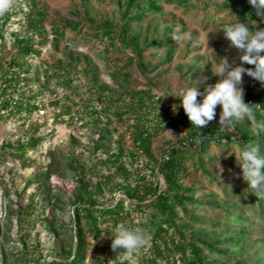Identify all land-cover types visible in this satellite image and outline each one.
Returning a JSON list of instances; mask_svg holds the SVG:
<instances>
[{
	"label": "rangeland",
	"instance_id": "rangeland-1",
	"mask_svg": "<svg viewBox=\"0 0 264 264\" xmlns=\"http://www.w3.org/2000/svg\"><path fill=\"white\" fill-rule=\"evenodd\" d=\"M148 2H154L161 12L148 14L144 20L135 23H128L134 13L125 19V10L119 0H36L33 5L29 0H14L11 7L0 14V20L7 14L10 16V20L3 24L5 38L0 40V58L4 64L12 53L13 34L25 29V17L32 11L45 12L48 32L55 25L81 23L83 26L80 32L67 29L58 48H53V36L49 35L45 44L40 45L41 55L29 60L34 71L28 78L32 80L33 92L39 91L37 102L41 110L29 117L21 119L16 116L0 123V148L8 147L0 153V264H49L60 259L62 248L58 242H66L69 236H73L70 231L72 202L80 187V165L86 168L85 184L91 192H95L101 184L103 194L96 193L98 207L126 200L125 189L136 186L137 180L128 183L122 176L115 175L118 166L125 165L132 172L141 168L145 176H150L149 171L155 167L145 157L134 159L130 156V152L135 150L130 131L134 122L132 117L122 123L116 121L112 115L114 112H111V119L102 115L98 125L87 118L79 120L88 116L86 106L101 110L103 104L97 101L94 81L86 79L83 74L72 76L70 88L65 85L68 78L53 75L55 69L52 68L64 58L65 50L89 61L98 86H106L118 94L122 92L119 82L127 90L147 92L164 103L172 118L185 114L180 98L176 97L179 90L192 87L195 80L207 77L205 83L198 85L203 92L207 85H215L220 80L212 73L210 63H218L220 57L227 56L230 63L240 64V53L230 47L220 31L226 24L238 20L224 7L226 0ZM107 23H111L115 30L128 23L129 35L138 38L141 44L146 40L151 43L171 38L173 41L145 50L143 62L147 69L142 72L136 62L129 63L135 58L130 49L124 48L120 42L111 44L98 30ZM257 23L264 28L260 22ZM173 36L180 39L175 41ZM39 41L36 38V42ZM2 47L6 50L3 51ZM243 66L247 68L246 63ZM125 77H129L126 82ZM241 87L244 97L247 92L256 94L262 89L246 73L243 74ZM197 99L202 100V97ZM125 101L129 102L128 96ZM220 112L218 105L210 125L220 128ZM237 126L257 138L260 152L264 155V135H255L247 118L238 122ZM188 132L186 127L178 126L162 133L153 142L154 158L161 161L167 150L186 144ZM221 132L226 136L221 145L212 144L205 156L193 153L195 156L185 164L187 177L182 184L196 190V200L203 204L194 213L199 223H188L193 228L187 236L195 234L209 243L236 238L241 243L237 249L231 245H219V250L231 254V260L220 259V264H264V203H259V197L244 181L235 155H229L240 150L236 143H232L233 137L238 141L237 131L221 129ZM30 136L43 138L42 144L29 151L23 162L20 158L11 157L14 151L9 148L27 142ZM100 137L102 141L97 145ZM97 146L99 151L95 149ZM119 147L126 152L115 165L111 163L115 161L112 157L119 153ZM51 163L56 171L46 181L43 174ZM72 163L78 170L71 173L68 169ZM147 166L150 167L147 169ZM160 186L162 190L166 187L163 177H160ZM130 203L135 202H125L126 210H132ZM131 218L139 222L146 218V213L133 210ZM84 224L89 243V261L86 264L101 253L110 256L109 264L123 261L140 264V249L131 255L121 256L118 254L123 249L112 250L111 237L115 227L105 223L100 235L93 238L88 224Z\"/></svg>",
	"mask_w": 264,
	"mask_h": 264
},
{
	"label": "trees",
	"instance_id": "trees-1",
	"mask_svg": "<svg viewBox=\"0 0 264 264\" xmlns=\"http://www.w3.org/2000/svg\"><path fill=\"white\" fill-rule=\"evenodd\" d=\"M122 1L119 0V4L125 10V19L134 13L128 23L139 22L144 20L148 14L161 12L159 6L154 2H148V0H125L123 3ZM175 1L169 0L170 3ZM184 1L187 0H179V3ZM29 2L33 5L36 0H29ZM224 7L234 13L241 22H247L249 14L251 19L260 22V18L256 16L255 10L248 3V0H226ZM9 20L10 16L8 14L0 20V40L5 38L2 31L4 29L3 24L5 25ZM25 22V29L12 36V53L8 62L4 64L2 58H0V123L16 116H20L21 119L29 117L41 110V106L37 102L39 91L33 92L32 80L28 78L34 71V66L29 60L41 55L40 45L45 44L48 36H53V48H58L65 38L67 29L74 32L83 30L82 24L76 23L73 25H55L48 32L45 26V12L40 10L38 12L32 11L25 17ZM128 23H125L120 30L112 28L111 23L105 24L98 30H101L103 36L109 39L111 44L115 45L120 42L124 48L130 49L135 54V58L131 59L129 63L134 64L136 62L138 69L145 72L147 69L143 62L145 50L156 48L158 47L157 44L165 46L173 40L171 38L159 42L154 40L151 43L146 40L145 43L141 44L138 38L129 35ZM261 24L264 27V23ZM36 38L40 41L36 42ZM63 56L64 58L58 60L55 67L52 68L55 69L53 75L60 74V76L68 78L65 85L70 88L73 84L72 76L83 74L86 79L94 81L97 101L103 104L101 110H97L95 106H86V115L89 114L79 120L87 118L98 125L102 115L110 118L111 112H114L112 115L116 121L122 123H125L128 117H132L134 122L130 125V131L135 150L130 152V156L134 159L145 157L155 164V167L149 171L150 176H145L141 168L136 172H132L125 165L118 166L115 175L122 176L128 183L133 179L137 180L136 186L125 189L126 200H120L112 206L102 205L98 207L96 193L103 194L101 184L96 187L95 192H91L89 186L85 184L86 168L80 165V175L82 174L79 180L80 187L72 202L73 216L70 231L73 236H69L66 242H58L62 248L60 259L49 264H86L89 261L87 256L89 243L85 222L88 224L89 233L93 238L100 235L101 227L105 223L115 228L123 224L130 229L147 231L151 235V242L146 249H140V257L138 255L140 264H220V259L231 260L229 258L231 254L219 250V245H231L237 249L241 243L236 238L226 239L222 243H209L195 234L190 237L187 236L188 231L193 228L189 224L199 223L194 213L203 204L196 200V190L186 188L182 184L184 178L187 177L186 162L190 160V157L195 156L193 153L205 156L212 144L221 145L223 139L226 138L221 129L210 124L203 128H196L184 113L172 118L169 111L165 110L164 103L161 100L154 99L147 92L136 93L127 90L122 83L120 85L118 82L119 87L122 89V92L118 94L106 86H98L97 76L88 60H84V58L76 56L68 50L63 52ZM83 65L85 68L82 69ZM246 67L251 68L254 66L247 64ZM114 79L116 80L117 76ZM127 79L129 77H125L124 81L126 82ZM256 83L262 86L261 91L256 94L247 92L244 102L251 104L256 119L259 121L264 120V114L262 113L264 112V85L259 81H256ZM22 86L26 88H22ZM127 96L129 102L125 101ZM255 105H259V109H256ZM178 126H184L188 129L187 143L170 148L165 152L163 160L157 161L152 154L153 142L165 131ZM235 130L239 136L236 142L239 143L237 145L240 149L249 142L258 143L255 136L240 129L237 123ZM105 131L109 134L108 130ZM101 138L97 141V145L102 141ZM197 139L200 140V143L196 142ZM42 142L43 138L30 136L27 142L19 143L16 148L10 147L9 149L14 151L10 155L13 158H20L23 162L27 153L36 150ZM7 149L6 146L0 148V153ZM95 149L99 151L100 148L97 146ZM125 152L126 150L123 147H119V153L112 157L115 158V161L111 163L116 165L118 159L125 156ZM54 167V164L51 163L47 172L43 174L46 181H49L56 171ZM148 167L150 166H147V169ZM68 170L72 173L78 169L72 163L69 165ZM160 177H163L165 181L166 187L164 190L160 186ZM127 201L135 202L130 203L132 210H126L125 202ZM259 203L262 205L264 199H260ZM133 210L143 211L146 213V218L135 222L131 218ZM54 231L58 237V232L55 229ZM109 261L110 256L101 253L93 258L90 264H109ZM117 263L130 264L128 261Z\"/></svg>",
	"mask_w": 264,
	"mask_h": 264
},
{
	"label": "clouds",
	"instance_id": "clouds-1",
	"mask_svg": "<svg viewBox=\"0 0 264 264\" xmlns=\"http://www.w3.org/2000/svg\"><path fill=\"white\" fill-rule=\"evenodd\" d=\"M13 2L14 0H0V14L9 9ZM248 3L255 10L260 22L264 23V0H248ZM220 31L223 32L230 47L240 53V64L230 63L227 56L220 57L218 63H210L212 73L220 77L215 85H207L201 92L198 85L207 80V77H202L195 80L194 86L179 90L176 97L180 98L185 114L196 128L206 127L213 121L219 105L220 129L234 130L236 123L247 118L253 133L257 136L264 135V120L258 121L251 104L244 102V89L241 87L245 73L264 85V28H260L257 21L251 19L249 14L247 22L237 20L235 23L226 24ZM172 38L175 41L180 39L179 36ZM245 63L254 67L245 68L243 66ZM198 97H202V100H198ZM255 106L259 109V105ZM173 110L175 111V106ZM196 142L200 143V140L197 139ZM232 143L239 144L235 137ZM233 154L244 181L259 199H264V155L261 154L259 145L249 142L238 153H229V155ZM220 170L222 171L221 168ZM111 239V248L114 252L118 249L124 250L118 254L121 256L131 255L141 248L146 249L150 246L151 235L145 230L130 229L121 224L116 227Z\"/></svg>",
	"mask_w": 264,
	"mask_h": 264
},
{
	"label": "built area",
	"instance_id": "built-area-1",
	"mask_svg": "<svg viewBox=\"0 0 264 264\" xmlns=\"http://www.w3.org/2000/svg\"><path fill=\"white\" fill-rule=\"evenodd\" d=\"M262 113H264V112H262Z\"/></svg>",
	"mask_w": 264,
	"mask_h": 264
}]
</instances>
